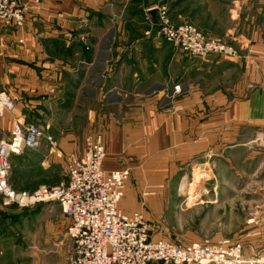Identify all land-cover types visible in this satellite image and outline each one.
Listing matches in <instances>:
<instances>
[{"label": "crops", "instance_id": "crops-1", "mask_svg": "<svg viewBox=\"0 0 264 264\" xmlns=\"http://www.w3.org/2000/svg\"><path fill=\"white\" fill-rule=\"evenodd\" d=\"M128 2L42 0L29 13L21 37L9 33L8 55L0 33V92L16 96L15 116L22 123L38 125L45 135L38 147L11 157L23 170L12 179L29 187L44 178L43 172L52 171L60 178V170L67 167L65 152L71 150L69 157L85 144L78 148L75 134L66 128L67 117L97 106L111 110L88 115L90 130L97 131L92 134L101 133L105 139L104 169H130L143 180L138 190L132 182L127 185L122 210L142 212L145 182L164 179L170 166L182 174L199 166L205 176L212 174L213 179L205 181L212 204H236L238 194L231 189L241 185L223 178V173L241 174L248 163L251 180L255 177L258 182L259 173L264 178V32L250 23L246 26L250 32L233 37L241 45L238 57L212 56L203 61L154 40L157 26L148 12L156 7H135L134 2L128 6ZM127 17L132 23L148 19L150 29L131 36L125 27ZM20 38L25 48L18 44ZM51 42L56 44L54 52ZM176 84L184 92L167 111V95ZM13 118L6 114L0 119V142L10 138ZM64 135L67 139L53 147L54 138ZM31 152L38 156H25ZM226 189L231 192L228 198ZM253 199L264 207V195ZM263 213L256 212L251 218L257 222L246 224L258 238L245 248L243 257L254 264H264V223L258 221Z\"/></svg>", "mask_w": 264, "mask_h": 264}, {"label": "rangeland", "instance_id": "rangeland-1", "mask_svg": "<svg viewBox=\"0 0 264 264\" xmlns=\"http://www.w3.org/2000/svg\"><path fill=\"white\" fill-rule=\"evenodd\" d=\"M133 2L135 7L144 5L146 9L153 6L157 10L162 9L175 25H192L205 37L225 42L236 51V55L233 57H238L241 53V45L233 38L234 36L237 37L236 34L250 32L251 30L246 29L250 23L264 32V0H129L127 5H131ZM34 9L31 8L27 13L26 22L29 13ZM127 18L129 19L125 27L130 30L131 36H141L145 33L143 31L150 29L148 19L143 21L142 17L140 21H133L134 23H132L130 22L131 18ZM143 25L146 26V29ZM25 29V26L21 29H0L1 38H3L1 46L6 49L7 55L9 53V41L12 38L9 37L11 35L9 33H18L21 37ZM230 29L235 30L234 35L228 34ZM147 33H151V31ZM82 36L81 39L86 40ZM18 44L25 48L23 38L18 40ZM53 45L54 43L51 42L52 52L56 48H54L56 44ZM46 50L50 51V45L46 46ZM167 52L169 53V51ZM109 111L111 110L108 108L102 110L97 106H90L88 109L75 110L67 117L69 124L66 128L72 129L78 148L82 147L90 135H102L101 133L92 134V132L97 131L93 127L90 130L88 115L95 112L106 115ZM70 134L72 135V133ZM65 135L54 138L55 142L53 141L52 146L58 148L61 143L58 141L63 142L67 139ZM68 149L66 148V150ZM69 152H65V163H67ZM25 156L32 159L34 156H38V153H26ZM16 161L11 160L10 174L12 186L17 191L33 192L42 185H57L66 177L65 167V169L60 170V178L58 179L52 171H48L46 174L43 172L44 178L35 184L33 183V186L16 185L12 178L20 175L19 170L23 174L19 162ZM248 166V163L243 164L241 174L225 172L222 175L223 178L226 177L228 180L241 185V187L231 189L233 193L238 194L235 197L236 204H229V201L220 206L212 204L211 190H205V181L212 180V174L206 173L205 176V172L199 170V166L197 170L186 174L177 171V167L172 169L170 166L168 169L171 171L163 173L164 179L145 182L148 188L141 190L143 211L137 212L144 214L151 230V238L168 240L176 244H191L205 240L214 245L221 243L228 246L240 245L242 252H244L245 248L247 249L248 245L253 242L252 240L258 238L251 235L253 232L248 231L250 224H246L256 223L257 220L251 217L256 212L264 211V207L257 206L253 202L254 197L264 195V178L262 173H259L258 182H255V177L251 180ZM176 171L177 173H175ZM130 175L127 185L132 182L133 188L138 190V184H143V180H139L137 175L132 174L131 171ZM182 175H186L185 179L181 178ZM41 183L45 184L40 185ZM34 185L37 186L34 187ZM225 191L228 198L231 192L228 189ZM148 199L151 204L148 203ZM4 210L17 212V215L9 221L6 220L5 223H0V264H72L70 260L72 242L66 235L69 220L65 217L59 204L50 203L30 209L11 208ZM258 221L264 223V213L260 215ZM245 229L248 233L242 235L241 232Z\"/></svg>", "mask_w": 264, "mask_h": 264}, {"label": "built area", "instance_id": "built-area-1", "mask_svg": "<svg viewBox=\"0 0 264 264\" xmlns=\"http://www.w3.org/2000/svg\"><path fill=\"white\" fill-rule=\"evenodd\" d=\"M42 0H0V29L25 26L31 8ZM161 24L152 34L158 42L190 57L207 60L212 56L233 57L236 51L219 39L205 37L189 24L175 25L166 12L158 9ZM181 84L167 95L170 111L183 94ZM19 100L0 92V119L13 115L7 141L0 142V206L4 209H30L57 203L69 220L67 237L72 242V264H254L243 257L240 245H214L209 241L176 244L151 238L148 222L141 212L127 213L121 208L130 170L104 169L106 146L102 135L86 138L81 152L68 157L66 177L54 186L17 191L11 183V157L40 145L45 137L41 128L22 123L16 113Z\"/></svg>", "mask_w": 264, "mask_h": 264}, {"label": "water", "instance_id": "water-1", "mask_svg": "<svg viewBox=\"0 0 264 264\" xmlns=\"http://www.w3.org/2000/svg\"><path fill=\"white\" fill-rule=\"evenodd\" d=\"M149 18L154 26H159L161 24L158 10L154 8L148 12ZM17 215V212L7 211L0 206V219H7L11 216Z\"/></svg>", "mask_w": 264, "mask_h": 264}]
</instances>
